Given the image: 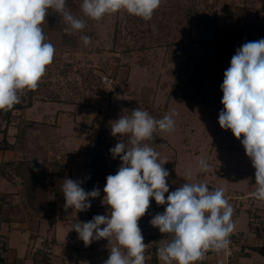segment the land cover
<instances>
[{
    "label": "clouds",
    "instance_id": "1",
    "mask_svg": "<svg viewBox=\"0 0 264 264\" xmlns=\"http://www.w3.org/2000/svg\"><path fill=\"white\" fill-rule=\"evenodd\" d=\"M161 2L83 0L81 10L95 21L120 10L148 21ZM49 9L62 14L68 34L86 26L84 19L67 8L66 0H0V110H11L25 90H36L46 66L53 62L55 48L46 42L41 27ZM81 40L87 46L91 37L85 35ZM221 91L223 110L218 123L222 129H230L238 140L243 136L240 142L255 169L257 188L251 195L264 201V38L248 41L236 50L224 72ZM123 113L111 123V135L120 140L109 150L121 164L114 175L106 177L103 188L102 203L111 213L77 222L73 230L78 238L88 246L94 240L103 238L110 242L109 238L115 237L118 246L110 249L103 264H146L147 244L138 221L146 214L152 198L157 205H167L163 213L150 220L153 227L171 236L158 248L163 264H194L209 250L227 249L235 224L231 219L234 209L224 190L210 191L205 183L198 182L185 183L169 192V171L164 167L168 161L161 162L159 153L145 143L153 141L158 133L173 132L176 114L155 119L140 107L124 109ZM209 168L205 159L199 161V171L207 172ZM81 184L64 179L65 211H87L91 199L100 195L98 188L85 191Z\"/></svg>",
    "mask_w": 264,
    "mask_h": 264
},
{
    "label": "trees",
    "instance_id": "2",
    "mask_svg": "<svg viewBox=\"0 0 264 264\" xmlns=\"http://www.w3.org/2000/svg\"><path fill=\"white\" fill-rule=\"evenodd\" d=\"M247 1L238 10L243 25L242 30L236 32L219 28L217 20L209 15L207 7L201 8L198 0H162L148 21L120 10L124 13L123 18L112 24L114 44L120 47L123 36L130 37L132 43L122 51L124 54L138 55L139 65L148 63L149 53L157 49L165 50L164 63H174L176 67L170 72V96L198 102L220 112L223 110L221 85L232 56L242 44L264 38V16L259 15L262 9H253L260 1L255 0V4ZM66 3L74 16L83 14L74 0H66ZM82 17L86 23H90L87 17ZM41 27L46 42L55 48L53 62L46 66L36 90H25L20 102L11 110H0V136H3L0 149L13 154V159L1 160L0 177L15 188L14 192L0 193V224H26L33 241L39 236L42 222L56 218L57 202L64 196L62 185L65 178L72 179L73 166L65 156L50 157V152L57 148L63 137L57 124L60 113L53 117L54 122L51 118L37 122L20 120L17 113L30 110L38 102L73 104L63 99L69 93L65 86L59 81L52 83L50 79L56 72H60L64 79L73 73L72 66L60 64L61 56L65 52H77L83 47L84 43L78 35L81 37V33H86L83 29L66 33L62 14L54 9L48 10ZM78 75L86 84L91 83V79L83 73ZM92 81L93 87L102 89L100 77L94 76ZM167 86L164 85L165 88ZM104 93L109 97L113 95L112 92ZM84 107L96 112L99 118V131L85 150L90 159L85 191L98 188L102 194L106 177L116 173L118 163V157L114 159L109 151L114 147L107 139L109 126L122 114L119 115V108L112 107L110 101L104 104V100H101L94 106ZM229 132L232 133L230 129ZM11 138H14L13 143L9 141ZM34 168L39 171H34ZM104 207L108 208L107 205ZM87 213L99 215L93 199ZM50 229V240L44 242L46 245L56 242L54 226L53 230ZM41 261L50 264L49 257L45 255L41 256ZM0 264H8L2 253Z\"/></svg>",
    "mask_w": 264,
    "mask_h": 264
},
{
    "label": "rangeland",
    "instance_id": "3",
    "mask_svg": "<svg viewBox=\"0 0 264 264\" xmlns=\"http://www.w3.org/2000/svg\"><path fill=\"white\" fill-rule=\"evenodd\" d=\"M74 1L81 7L83 0ZM244 1L247 0H198L201 8L207 7L209 15L217 20L218 27L225 28L229 32L242 30L243 19L239 17L238 10ZM254 1L248 0L247 3L253 4ZM259 1L257 5L254 2L255 7L253 9H262V13L259 15L264 16V0ZM123 14V11H117L114 14L106 15L99 21L88 18L90 23H86L83 29L86 33L80 35L81 37L85 35L91 37V42L87 46L80 47L77 52L62 54L60 64L72 66L73 73L64 79L60 72H56L52 74L53 77L50 80L52 83L59 81L65 86V90L69 93L63 99H67L73 104L38 102L30 110L17 113L20 120L29 119L37 122L51 118V121L54 122L53 117L60 113L57 124L59 133L63 137L57 148L50 152V157L65 156L73 166L72 180L81 181V186L85 189L90 170V159L85 154V150L91 138L93 139L99 131L97 127L99 118H97L96 112L84 106H94L97 101L104 100V104L110 101L112 107L119 108V115L124 114V109L132 110L139 107L142 110L146 109L145 111L155 119H161L165 115L175 113L176 115L173 116L175 130L173 132H164L163 140L160 139L161 136L159 137L158 133L153 141H145L159 153L161 162L168 161L164 164V167L169 171L167 183H170L171 174L177 178V183L181 182V184L194 183V180L202 175L201 178L210 191L223 189L229 193H236V195H251L257 188L255 169L240 142L243 136L238 140L229 130L220 127L217 109H212L198 102L170 96L172 93L170 72L176 67L174 63H164L165 50L157 49L149 53L146 61L148 63L139 65L137 63L140 62L138 55L124 54L122 51L127 49L128 44L132 43L130 37L123 36L120 47L115 46L112 24L122 19ZM82 16L84 14H79L76 17L84 19ZM81 37L78 35L80 40ZM212 38L214 37L210 39ZM78 73L86 75L91 79V83L83 82ZM117 74L119 77H115ZM94 76L101 78L102 89L93 87ZM164 85L168 86L165 88ZM104 92H112L113 95L109 97ZM111 123L107 139L109 143L115 146L120 137L111 135ZM2 139L3 136H0V140ZM9 141L13 143L14 138L9 139ZM201 159H205L210 165L207 172L199 171ZM120 164L121 161L118 157L116 171ZM189 172L191 175L188 174ZM14 191V186L0 177V193ZM104 194L102 193L98 197L101 199L99 200L100 203L103 201ZM63 198L65 199L63 196L57 202V208L59 203H65ZM99 201H96L95 204H98ZM255 202L256 199L248 200L239 207L243 208L245 205H251ZM63 205H59L61 210L64 209ZM84 212L85 214L80 218L81 212L76 213L74 211L69 220V225L65 221L58 220L57 225L65 228L63 232L66 233L67 230L69 238L67 239L65 236L67 240L63 238L62 241H68L67 244L72 246L75 242L78 244L77 241L83 244L73 227L77 222L89 221L90 215L86 213L87 211ZM54 219L47 220L48 223L46 224L52 228L50 230H53V226H55ZM49 228L48 241L50 240ZM25 236H22V239L25 240ZM73 236H75L74 239H72ZM14 241L16 242L15 249L18 257L15 264H30L22 261L23 259L20 257L21 253L25 255L28 252V245L21 244L18 240ZM99 243L101 241L97 240L96 245ZM46 246H49V243ZM28 253L31 255V252ZM81 255L84 256V254ZM35 257H39V254ZM92 258L95 259L96 257L93 256Z\"/></svg>",
    "mask_w": 264,
    "mask_h": 264
},
{
    "label": "crops",
    "instance_id": "4",
    "mask_svg": "<svg viewBox=\"0 0 264 264\" xmlns=\"http://www.w3.org/2000/svg\"><path fill=\"white\" fill-rule=\"evenodd\" d=\"M162 136L164 137V133H159L161 140H163ZM11 159H13L12 153H5L0 149V162L1 160ZM171 176L169 177L170 183H168L169 192L175 191L178 187L183 185L181 182L177 183V178L173 177V174H171ZM201 177L202 175L196 178L194 183H197V180L199 181V179L204 182ZM213 183H215L214 180ZM225 192L228 191H224V193ZM167 195L168 193H165V199L167 198ZM98 197L93 198V205L97 208V213H99V215H110L111 209L104 207L106 204L104 205L103 203H100L99 200L101 199H98ZM63 200L65 201L64 198ZM96 201H99V203L95 204ZM61 204L63 205L64 203H59V205ZM59 205L57 208V216L54 219L55 222H53L55 223L54 234L56 242L55 244H49L51 247L46 246L44 243L47 240L48 228L50 227L48 224H46L48 223L47 220L42 222L39 236L35 241L30 239V232L28 231V226L26 224H0V253L6 257L8 264H15L18 260L17 251L15 249L16 242L14 240H18V242H21V244L25 243L28 245V252H31V255H29L28 252L25 255L21 253L20 257L23 259L22 261H25L26 263L29 262L30 264H44L41 261V256L44 254L46 257H49L50 264H103V262L108 259L110 249L114 246H118V243L115 244L116 240L114 236L109 238L110 242L107 239H100L99 241H101V243H99V245H96L97 240H94L95 242L93 241L88 246H85L84 243L82 244L80 241H77L78 244L75 242L73 246L67 244L68 241H62L65 236L67 239L69 238L67 235V230L65 233L63 232L65 231V228L57 225L58 220H62V222L65 221L69 225V220L74 211L71 208L67 211L64 209L61 210ZM166 206V204L157 205L155 200L150 198L151 208L149 207L146 214L138 221L139 227L144 237V243L147 244V248L145 249V256L147 258L146 264H163L157 255L158 248L165 239H171V236L170 234L161 233L158 228L153 227L150 224V220L156 214L163 213L166 209ZM263 207L264 201L256 200V202L252 203L251 205L247 204L243 208L239 207L236 215L233 217V222L235 224L233 233L236 234V237L233 239L232 246V250L235 254L234 264H264ZM83 214H85V212H81L80 218L83 216ZM93 216L95 215H90L89 221L93 218ZM103 227L104 225H102V228ZM24 235H26L25 240L22 239V236ZM74 238L75 236L72 237V239ZM98 250H100V252H98ZM122 251L126 250L122 249ZM68 253L69 256L67 257ZM38 254L39 257H35ZM81 254H84V256ZM93 256L96 258H92ZM225 257L226 255L222 250H209L203 259L195 261L194 264H223ZM173 264H177V262L174 261Z\"/></svg>",
    "mask_w": 264,
    "mask_h": 264
},
{
    "label": "built area",
    "instance_id": "5",
    "mask_svg": "<svg viewBox=\"0 0 264 264\" xmlns=\"http://www.w3.org/2000/svg\"><path fill=\"white\" fill-rule=\"evenodd\" d=\"M198 182H202L201 180L197 181ZM204 183V182H203ZM225 197L228 199L229 203L232 205L234 211H233V215L232 218L236 215L237 210L239 208V205H241L243 202H246L248 200H252L254 199L252 197V195H240L236 193H229V192H225ZM264 210V207H263ZM231 218V219H232ZM236 237L235 233H232L229 237L230 239V245L227 249H224L222 251H224L226 257H225V261L223 264H234L235 261V254L232 250V246H233V239Z\"/></svg>",
    "mask_w": 264,
    "mask_h": 264
}]
</instances>
